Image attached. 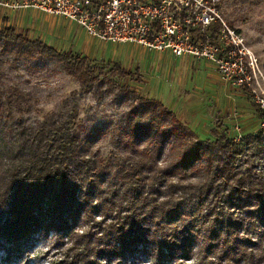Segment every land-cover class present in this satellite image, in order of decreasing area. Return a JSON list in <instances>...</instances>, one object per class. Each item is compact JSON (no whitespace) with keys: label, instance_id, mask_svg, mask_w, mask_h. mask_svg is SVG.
<instances>
[{"label":"trees","instance_id":"1","mask_svg":"<svg viewBox=\"0 0 264 264\" xmlns=\"http://www.w3.org/2000/svg\"><path fill=\"white\" fill-rule=\"evenodd\" d=\"M42 56L87 89L113 69L129 89L133 72L0 27V246L10 244L7 259L35 235H51L64 245L57 264H125L148 250L159 264H186L183 257L264 264V166L242 157L252 144L264 155L262 131L234 143L218 121L212 138H200L159 98L136 92L122 146L101 154L79 128L76 103L43 112L32 91L4 82L7 67Z\"/></svg>","mask_w":264,"mask_h":264},{"label":"rangeland","instance_id":"2","mask_svg":"<svg viewBox=\"0 0 264 264\" xmlns=\"http://www.w3.org/2000/svg\"><path fill=\"white\" fill-rule=\"evenodd\" d=\"M219 10L226 23L244 35L247 47L256 58L253 66L247 65L246 72L250 78L242 84L218 80L210 62L207 61L212 68L203 67L205 59L199 60L200 67L182 65L169 72L167 67H163L165 63L162 67L158 64L157 67L149 68L142 60L145 58L143 52L138 61L132 60L130 65L127 59L120 61L125 70L133 71L126 83L129 89L123 86L126 77H120L117 69L101 74L102 79L91 83V88H82L81 82L68 74L61 62L46 56L22 58L15 67H7L4 82H15L32 91L38 99L37 108L43 112L61 108L64 103L68 107L76 103L79 128L83 134L92 138L95 148L101 154H107L110 150L117 152L122 146L120 137L122 128L126 126V112L130 106L139 102L134 96L136 92L161 99L177 111L185 123V129L193 128L200 138H212L210 128L218 121L226 127V133L234 143L239 142L247 132L262 131L264 135V125H261L264 117L260 116L258 110L259 107L264 111V107L256 101V94L264 97V0H221ZM8 57L11 58L12 54ZM90 59L108 61L94 57ZM205 75L208 80L203 79ZM132 88L135 89L134 93ZM32 115L36 117V112ZM238 132L240 138L234 141L232 137ZM163 157L164 154L160 159ZM242 157L258 161V167L262 164L264 166V155H260L253 144L245 148ZM52 237L35 235L31 242L14 252L10 259L6 258V247L10 244L4 243L6 247L0 246V264H57L64 245L54 244ZM158 260L163 262L148 250L146 253L128 255L125 264H159L156 263ZM195 260L183 257L186 264ZM164 262L175 264L171 260Z\"/></svg>","mask_w":264,"mask_h":264},{"label":"built area","instance_id":"3","mask_svg":"<svg viewBox=\"0 0 264 264\" xmlns=\"http://www.w3.org/2000/svg\"><path fill=\"white\" fill-rule=\"evenodd\" d=\"M221 0H0L6 10L34 9L59 15L85 33L112 42L137 43L209 61L225 82L248 80L256 60L244 35L222 17ZM264 107V97L256 94ZM264 125V121L261 122ZM240 138L238 132L232 137Z\"/></svg>","mask_w":264,"mask_h":264},{"label":"crops","instance_id":"4","mask_svg":"<svg viewBox=\"0 0 264 264\" xmlns=\"http://www.w3.org/2000/svg\"><path fill=\"white\" fill-rule=\"evenodd\" d=\"M4 25H11L18 30H25L29 36L38 37L57 49L70 52L74 51L90 57L117 61L119 63L120 61L122 62L121 59H127L128 65H130L132 60L138 61L140 53L143 52L145 58H142V60L145 61V64L149 68L157 67L158 64L162 67L164 63H167L163 67H167L168 72L174 67L182 65L183 67L190 65L200 67L199 60L203 59L186 54L176 55L169 50L147 51L149 49L137 43L102 40L87 35L81 26H78L63 16L43 13L34 9L6 10L0 7V27ZM77 26L80 28H77ZM127 52L132 53L127 54ZM208 62L207 60L205 61L204 68H212L213 65L211 66ZM206 76H203L204 80H208ZM215 76L220 80L216 70Z\"/></svg>","mask_w":264,"mask_h":264}]
</instances>
